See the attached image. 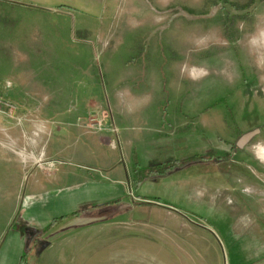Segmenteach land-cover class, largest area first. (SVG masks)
<instances>
[{
	"label": "rangeland",
	"instance_id": "rangeland-1",
	"mask_svg": "<svg viewBox=\"0 0 264 264\" xmlns=\"http://www.w3.org/2000/svg\"><path fill=\"white\" fill-rule=\"evenodd\" d=\"M60 2L64 7L0 0V127L11 130L7 140L20 143L28 127L44 125L52 133L46 169L87 174L84 153H72L82 148L79 140L63 130L98 131L91 119L117 128L115 135L118 127L108 108L81 102L86 79L74 66L101 67L107 95L113 77H128L122 65H131L151 106L129 127L156 142L137 150V178L165 177L153 185L157 199L217 228L224 257L264 264L261 254L246 262L241 245L231 250L227 239L234 229L264 228V0ZM108 62L120 70H103ZM65 111L73 112L70 127Z\"/></svg>",
	"mask_w": 264,
	"mask_h": 264
},
{
	"label": "crops",
	"instance_id": "crops-1",
	"mask_svg": "<svg viewBox=\"0 0 264 264\" xmlns=\"http://www.w3.org/2000/svg\"><path fill=\"white\" fill-rule=\"evenodd\" d=\"M46 1L48 6L61 3ZM89 37L95 36L90 33ZM131 67L122 65L121 72L128 77H113L107 96L101 87V67L74 66L86 79L81 102L108 108L118 127L117 135L110 126L103 131L63 130L82 146L72 153H84L90 170L85 175L72 166L46 169V137L52 133L44 125L28 127L20 143L7 140L11 130L0 127V264L236 263L228 254L222 255L217 228L195 224L187 217L189 210L157 199L153 185L164 183L165 177L137 178L141 166L135 159L137 150L152 148L156 142L148 144L141 130L129 127L142 122L151 106V95L138 85ZM104 68L120 70L110 62ZM72 113L61 114L69 122L67 127L72 126ZM62 150L71 155L70 146ZM227 233L229 247L234 250L240 244L246 262H253L258 254L264 258V228Z\"/></svg>",
	"mask_w": 264,
	"mask_h": 264
},
{
	"label": "built area",
	"instance_id": "built-area-1",
	"mask_svg": "<svg viewBox=\"0 0 264 264\" xmlns=\"http://www.w3.org/2000/svg\"><path fill=\"white\" fill-rule=\"evenodd\" d=\"M104 118H107V116H104ZM95 120V119H94ZM93 119H91V122H90V124H89V127L90 128H92L93 130H98V131H103L104 129V127H103V125H104V120H101V121H94ZM111 130L113 131V132H117V128H115V127H112L111 128ZM51 169V168H50Z\"/></svg>",
	"mask_w": 264,
	"mask_h": 264
},
{
	"label": "trees",
	"instance_id": "trees-1",
	"mask_svg": "<svg viewBox=\"0 0 264 264\" xmlns=\"http://www.w3.org/2000/svg\"><path fill=\"white\" fill-rule=\"evenodd\" d=\"M253 5H254V3H251L250 5L243 6V8L245 10H247V9L251 8Z\"/></svg>",
	"mask_w": 264,
	"mask_h": 264
}]
</instances>
